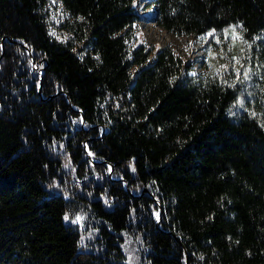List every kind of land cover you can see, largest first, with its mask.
Masks as SVG:
<instances>
[{"label": "trees", "instance_id": "obj_1", "mask_svg": "<svg viewBox=\"0 0 264 264\" xmlns=\"http://www.w3.org/2000/svg\"><path fill=\"white\" fill-rule=\"evenodd\" d=\"M135 2L60 0L53 35L51 0H0V264H264V105L132 47ZM145 6L175 36L235 27L264 100V0Z\"/></svg>", "mask_w": 264, "mask_h": 264}, {"label": "rangeland", "instance_id": "obj_2", "mask_svg": "<svg viewBox=\"0 0 264 264\" xmlns=\"http://www.w3.org/2000/svg\"><path fill=\"white\" fill-rule=\"evenodd\" d=\"M150 1L153 0H136L135 2L136 9L141 14V20L137 24L138 26L134 38L131 39L132 47L144 45L149 49L154 48V52L151 56V58H153L156 52L160 51L165 46H169L176 54L184 58H190V62L194 66V69L190 71V73L196 71L208 75L216 74L217 70H220L222 75L219 77H225L227 82L231 84L237 81H245L244 87L238 92L236 102L231 106V109L234 111H240L242 104H246L247 107V101L251 103L250 107L247 108L248 111H253V105L256 103L264 105V100L260 94V88L258 85L254 84L251 74L247 80L243 77L244 68H250L248 64L250 62V56L245 57V59L241 61L244 68H241L240 65H236L241 72L239 79L236 78L231 64H228L227 71L221 68L222 65L227 63V59L220 57V49L227 52L228 56L235 55L237 57H242L244 53L242 43L239 40L240 36L235 27H232V29H235L234 33L231 30L226 31L225 34L219 35V37L221 36V42L217 46L215 45V41H219V37L217 33L212 31L198 37H193L191 35H171L162 27L155 24L154 13L156 7L154 6L149 9L145 8V5ZM51 3V13L48 18L52 24L53 32L55 35H59L60 31L57 25L62 20L63 9L60 6V0H51ZM230 34L231 36H229ZM233 36L237 37V39H233ZM202 37L203 39H201ZM229 46H231V52H228ZM209 65H211V67ZM258 112L261 113L260 111H257V113Z\"/></svg>", "mask_w": 264, "mask_h": 264}, {"label": "snow or ice", "instance_id": "obj_3", "mask_svg": "<svg viewBox=\"0 0 264 264\" xmlns=\"http://www.w3.org/2000/svg\"><path fill=\"white\" fill-rule=\"evenodd\" d=\"M232 31L234 33L235 32V29H232ZM53 35H55V33H53ZM201 39H203V37ZM233 39H237V37L233 36ZM217 43H219V41H217ZM245 43H247V42H245ZM248 47L250 48L251 45H248ZM228 52H231V46H229ZM219 54H220V57L221 58H226L227 59V63L224 64V65H222L221 68L224 71H227L228 70V64H231L232 65V69H233V71L235 73L236 78L239 79V77L241 76V72L236 67V65H240L241 68H244V65L242 64L241 61L243 59H245V57H237L235 55L228 56V53L225 52L223 49H220L219 50ZM209 66L211 67V65H209ZM250 73L251 74H257V73H253L251 68H244L243 77H244L245 80L249 79ZM216 75L217 76H221L222 75V72L220 70H217ZM224 82L227 83V81H224ZM232 86H234V85H232ZM262 91H264V90H262ZM65 219H68V217L66 216Z\"/></svg>", "mask_w": 264, "mask_h": 264}, {"label": "water", "instance_id": "obj_4", "mask_svg": "<svg viewBox=\"0 0 264 264\" xmlns=\"http://www.w3.org/2000/svg\"><path fill=\"white\" fill-rule=\"evenodd\" d=\"M156 17V16H155ZM32 62L34 63V60L32 59ZM35 67L37 68V66L35 65ZM40 72H41V70H40ZM40 91H41V89H40ZM40 91H39V93H40ZM112 168H113V166H112ZM125 188L128 190L129 189V185L126 183L125 184ZM160 220H161V218L159 217V219H158V221L160 222ZM159 222H158V226L160 225L159 224Z\"/></svg>", "mask_w": 264, "mask_h": 264}, {"label": "bare ground", "instance_id": "obj_5", "mask_svg": "<svg viewBox=\"0 0 264 264\" xmlns=\"http://www.w3.org/2000/svg\"><path fill=\"white\" fill-rule=\"evenodd\" d=\"M156 25H157V23H155ZM157 26H159V25H157Z\"/></svg>", "mask_w": 264, "mask_h": 264}]
</instances>
